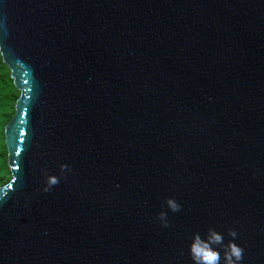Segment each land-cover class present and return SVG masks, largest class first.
Wrapping results in <instances>:
<instances>
[{
  "label": "water",
  "instance_id": "water-1",
  "mask_svg": "<svg viewBox=\"0 0 264 264\" xmlns=\"http://www.w3.org/2000/svg\"><path fill=\"white\" fill-rule=\"evenodd\" d=\"M0 54V264H192L209 229L264 264V0H0Z\"/></svg>",
  "mask_w": 264,
  "mask_h": 264
},
{
  "label": "clouds",
  "instance_id": "clouds-1",
  "mask_svg": "<svg viewBox=\"0 0 264 264\" xmlns=\"http://www.w3.org/2000/svg\"><path fill=\"white\" fill-rule=\"evenodd\" d=\"M62 168H67V165H62ZM59 182L55 176H49L47 183L55 185ZM48 189L45 188V191ZM167 211H161L158 219L161 225L165 228L169 226L168 211L177 212L181 205L174 198H167L165 201ZM233 240L227 245L224 244V236L215 229H209L206 236H201L199 233L193 234L189 242V255L192 264H240L243 258V249L235 242L236 233H229ZM221 250L223 253L221 254Z\"/></svg>",
  "mask_w": 264,
  "mask_h": 264
},
{
  "label": "trees",
  "instance_id": "trees-1",
  "mask_svg": "<svg viewBox=\"0 0 264 264\" xmlns=\"http://www.w3.org/2000/svg\"><path fill=\"white\" fill-rule=\"evenodd\" d=\"M18 96L19 91L14 87L10 70L2 61L0 54V186L7 183L11 177L7 165L4 127L14 115V104Z\"/></svg>",
  "mask_w": 264,
  "mask_h": 264
}]
</instances>
